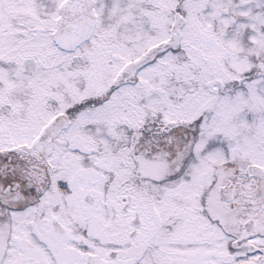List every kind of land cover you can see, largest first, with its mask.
<instances>
[{
  "label": "snow or ice",
  "instance_id": "6c2138e0",
  "mask_svg": "<svg viewBox=\"0 0 264 264\" xmlns=\"http://www.w3.org/2000/svg\"><path fill=\"white\" fill-rule=\"evenodd\" d=\"M0 264H264V0H0Z\"/></svg>",
  "mask_w": 264,
  "mask_h": 264
}]
</instances>
